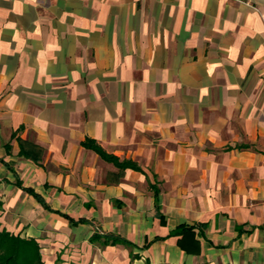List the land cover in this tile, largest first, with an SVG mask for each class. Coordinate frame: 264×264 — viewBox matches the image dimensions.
I'll list each match as a JSON object with an SVG mask.
<instances>
[{
	"label": "crops",
	"instance_id": "obj_1",
	"mask_svg": "<svg viewBox=\"0 0 264 264\" xmlns=\"http://www.w3.org/2000/svg\"><path fill=\"white\" fill-rule=\"evenodd\" d=\"M248 1L0 0L1 226L42 264H264V0Z\"/></svg>",
	"mask_w": 264,
	"mask_h": 264
},
{
	"label": "trees",
	"instance_id": "obj_2",
	"mask_svg": "<svg viewBox=\"0 0 264 264\" xmlns=\"http://www.w3.org/2000/svg\"><path fill=\"white\" fill-rule=\"evenodd\" d=\"M83 145L91 147L99 152L104 158L110 159L118 164V166L125 167L126 165H133L130 161H118L117 158L111 154H107L98 144L95 143L92 139H85L82 142ZM20 153L29 155V153L20 148ZM18 185H22L20 181L17 180ZM24 187L27 191L31 192L37 199L45 204L47 208H50L48 204L44 202L41 196L35 192L30 187ZM69 220H72L67 214L64 213ZM188 230L191 231L192 227L189 225L181 224L171 232L176 233L179 231ZM96 234H93L92 239H96ZM123 242L128 245H132L130 241L124 237L116 234L105 233L101 243H115ZM133 255V254H132ZM0 264H42L41 253L39 250V244L37 240L33 237H24L19 233H13L10 230L6 229L0 224Z\"/></svg>",
	"mask_w": 264,
	"mask_h": 264
},
{
	"label": "built area",
	"instance_id": "obj_3",
	"mask_svg": "<svg viewBox=\"0 0 264 264\" xmlns=\"http://www.w3.org/2000/svg\"><path fill=\"white\" fill-rule=\"evenodd\" d=\"M245 2H246V3H249V1H248V0H245Z\"/></svg>",
	"mask_w": 264,
	"mask_h": 264
},
{
	"label": "rangeland",
	"instance_id": "obj_4",
	"mask_svg": "<svg viewBox=\"0 0 264 264\" xmlns=\"http://www.w3.org/2000/svg\"><path fill=\"white\" fill-rule=\"evenodd\" d=\"M238 1H243V2H245V0H238Z\"/></svg>",
	"mask_w": 264,
	"mask_h": 264
}]
</instances>
